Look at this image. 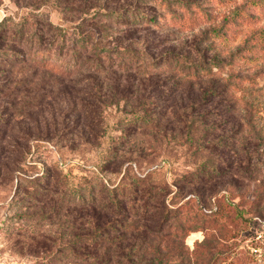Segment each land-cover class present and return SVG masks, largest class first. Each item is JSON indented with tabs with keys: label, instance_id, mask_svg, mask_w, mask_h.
Segmentation results:
<instances>
[{
	"label": "trees",
	"instance_id": "trees-1",
	"mask_svg": "<svg viewBox=\"0 0 264 264\" xmlns=\"http://www.w3.org/2000/svg\"><path fill=\"white\" fill-rule=\"evenodd\" d=\"M93 1L83 19L86 27L81 22L74 29L62 28L28 17L0 22V184L16 183L7 203L12 213L0 221V232L8 240L21 239L16 244L28 248L42 242L36 248L43 256L37 258L49 259L46 264L219 260V255L207 259L203 248L207 240L190 253L177 241L203 231L202 226L211 223L207 218L229 217L235 208L231 203L225 205L226 211L221 208L217 185L244 166H253L258 146L245 141L247 125L228 98L230 84L215 77L209 66L217 64L203 50L196 48L192 60L175 49L155 53L163 37L157 34L167 23L186 31L213 16L199 0ZM234 2L207 0L216 8ZM256 6L255 15L237 8L225 19L251 28L264 18V0ZM252 37H264V24L250 33ZM108 39L113 46L102 45ZM15 69L30 70L32 81L23 85L13 80ZM112 109L119 118L114 137L107 121ZM37 143L97 152L101 163L77 183L55 171L29 177L25 168ZM171 143L192 148L202 160L174 182L175 191L149 186L146 176L126 177L125 165L144 159L154 146ZM132 144L139 149L126 148ZM104 167L121 178L115 183L107 180ZM179 193L199 197L197 205L191 198L172 205L169 196ZM212 200L215 209L204 212ZM42 222H62L63 231L43 230ZM165 232L173 247L169 255L156 248L146 263L136 261L147 233Z\"/></svg>",
	"mask_w": 264,
	"mask_h": 264
},
{
	"label": "rangeland",
	"instance_id": "rangeland-1",
	"mask_svg": "<svg viewBox=\"0 0 264 264\" xmlns=\"http://www.w3.org/2000/svg\"><path fill=\"white\" fill-rule=\"evenodd\" d=\"M127 1L135 3L134 0ZM199 1L202 2L203 9L212 14L213 20L205 24L203 22L199 27L186 31L172 29L167 23L162 29L163 33L157 34V37H163L155 53L175 49L178 53L188 55L192 60L195 57L196 48L203 50L206 57L217 64L216 68L209 66L215 77L219 78L223 84H230L228 88L231 92L228 98L233 99L232 102L237 105L236 109L241 110L240 120L247 125L243 136L245 141L257 144L258 149L253 159V166L249 168L244 166V170L226 176L217 185L219 197L223 199L221 208L226 211L225 205L230 203L235 208L229 217L225 220H221V216L207 218V223H211L203 225V231L189 233L184 240H178L177 245L185 253H190L196 250L197 245H200L203 240H207L203 247L207 259L209 256H220L219 260H213L212 263L195 262L194 259V264H264V37L249 38L251 32L263 26L264 18L261 21H254L251 28L243 25L240 27L238 24L234 26L232 21L236 19L231 21L225 19L229 16V12L237 8H243L245 13L255 15L258 9L256 5L260 0H236L219 8L208 4L207 0ZM92 3H94L93 0H0V22L6 17L17 19L28 17L38 18L40 21H47L62 28L74 29L73 27L81 22L86 27L88 23L86 22L85 25L83 19L86 17L87 7ZM124 3L126 2L122 1L121 4ZM147 4L151 7L150 3L147 2ZM211 8L213 10H210ZM158 13L162 15L161 11ZM204 31L208 33L199 38ZM102 45L113 46V40H105ZM31 75L28 69H15L11 77L27 85L32 81ZM118 120L114 110L109 111L108 132L112 137L118 135L116 132ZM126 148L139 149L134 144ZM194 152L192 148L177 146L173 143L160 144L148 151L144 159H134V162L129 166L125 165L123 170L127 167L126 177L146 176L149 186H167L175 191L172 186L174 182L202 163L201 158L194 155ZM28 160H30V166L25 168L27 176L35 177L55 171L71 183H77L91 172H95L94 167H98L97 165L101 163L97 152L70 151L66 147L51 143L34 144ZM102 174L113 183L121 178L111 169L105 170V167L102 169ZM126 182L129 181L126 180ZM15 185L16 183L11 181L0 184V221L12 213L9 212L7 203L14 195ZM189 198L194 199L196 202L194 204L197 205L199 197L191 194L182 196V193L176 196L171 194L169 202L172 205H180L182 202H187ZM212 205H214L213 200L208 207H204L203 211L210 210ZM186 210L187 208L183 209V211ZM24 223L31 224V222ZM49 225V222L44 224L42 222L41 228L56 234L62 233V222ZM147 235L148 241L141 242L144 244L145 253L143 249V253L136 258V261L146 263L149 260V254L156 248L161 255L167 253V256L173 250L166 232L147 233ZM17 240L21 239L8 240L0 232V264L47 263L49 259L41 261L37 258L43 256L42 250L36 248L38 244L41 246L42 242L39 241L28 248L23 244L17 245ZM51 245L55 247L56 242ZM193 257L192 255L191 258ZM48 264H61V262L54 260Z\"/></svg>",
	"mask_w": 264,
	"mask_h": 264
}]
</instances>
